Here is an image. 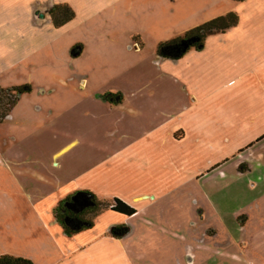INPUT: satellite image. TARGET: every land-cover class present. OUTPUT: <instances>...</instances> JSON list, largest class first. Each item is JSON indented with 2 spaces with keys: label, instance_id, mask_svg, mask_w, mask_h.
<instances>
[{
  "label": "crops",
  "instance_id": "0c3cea01",
  "mask_svg": "<svg viewBox=\"0 0 264 264\" xmlns=\"http://www.w3.org/2000/svg\"><path fill=\"white\" fill-rule=\"evenodd\" d=\"M28 1L36 6L32 11L6 0L7 10L0 12V87L31 89L0 121V257L32 264H137L147 248L160 253L163 236L168 250L160 254L172 264L240 261L230 240L215 238L218 228L231 238L234 229L257 238L263 252H243L241 264H264V130L254 143L236 147L235 158L215 161L210 116L218 112L222 129L236 135L247 121L240 109L226 108L228 97L196 93L209 77L192 73L193 60L209 59L215 40L230 52L234 71L227 79L233 76V83L241 82L244 69L264 68V0ZM59 5L73 17L55 27L50 13ZM228 13L238 16L237 26L208 36L201 50L176 61L156 54L138 58L147 36L156 38V52L159 43ZM109 94H119L121 102L107 101ZM198 161L205 166L192 172ZM182 170L184 187L192 184L185 190L177 183ZM81 191L132 208L130 217L100 214H115L126 235L113 239L109 232L120 225L111 221L99 231L94 220L92 229L66 237L53 211ZM176 196L193 205L190 225L194 230L202 223L199 236L185 239L174 220L164 226L146 215L132 223L140 216L136 204L147 200L153 209L169 197L174 205ZM230 200L238 205L228 207ZM113 242H120L117 252Z\"/></svg>",
  "mask_w": 264,
  "mask_h": 264
},
{
  "label": "rangeland",
  "instance_id": "374dc122",
  "mask_svg": "<svg viewBox=\"0 0 264 264\" xmlns=\"http://www.w3.org/2000/svg\"><path fill=\"white\" fill-rule=\"evenodd\" d=\"M5 1L6 0H0V12H4L7 10L6 8L2 7L4 6ZM19 1H22L20 3L22 5L21 7L25 10L27 9L32 11V9L36 7L35 4H33V1H28L26 3H24V1L26 0ZM155 39L156 38L154 36L146 37V48L142 54L138 55V58H141V56L150 57L156 54L154 51ZM211 44L213 47V53L210 55L209 59L206 60L205 57H200L199 60H193L192 63V67L194 68L195 72L197 71V73H195L193 70V75L201 73L199 76H201V78H203L204 80H206L207 76L209 77L208 80H206L204 83L202 82V84L197 87L196 93L209 94L211 91L214 93L217 91L219 94L224 95V99L225 96L228 97L226 108L240 109L243 112V120L247 121L245 129L243 130L242 128L240 131H237L236 135L231 129L230 132L224 130L227 129L226 127L222 129L223 126L221 124L223 118L218 112L214 111V117L210 116V121L212 122V126L214 129L212 132L214 136L213 159L216 161L217 159H221V157L225 155H228V158L235 156L236 152H233L235 151L236 147L240 145L247 146L250 143H254L256 138H253L258 136L264 130V68L261 66L259 67V69L255 70L249 69L250 71L244 69L243 74H245H242L244 78L241 80V82L239 81L238 83H233V76H229L230 78L228 77L227 79V76L234 71L230 65V62H232L230 52L226 51L223 48L221 49L220 42H217L216 40ZM132 56L135 57V55H128V60L134 59V57ZM223 78H225V80ZM233 158L235 157H232V159ZM202 166L205 165L200 164L198 161L192 166V168L190 167V169L191 171L193 170L192 172H194L197 169L200 170ZM186 182L187 181L185 180L184 174L182 175L180 182L177 181L178 184H181L180 186L183 188V190H185L184 188H187L190 185L192 186V184H188L184 187V185H186ZM191 186L189 188H191ZM235 188L238 187H236V184H233L231 189ZM260 190H264V182ZM168 199L169 197L160 198L159 205L153 209H149L146 207L145 204L148 203L147 200L136 204L135 208L139 209L140 216L136 220L132 221V223L139 224L141 222V219H145L146 215L157 218L164 226H168L169 223L174 220L176 221V224L178 223L177 227L180 228L181 235L185 239L199 236L200 231L202 230V223H198V229H194L195 231L191 229L193 225H190L192 221L191 217L193 215V205L191 204L190 200L184 196H176L173 199L174 205H172ZM237 205L238 204L236 200H230V202L227 204V206L230 208H234ZM115 214H113V218L108 217L109 215H100L98 219H95L98 227L102 228L99 231H103L105 229V227H103L104 224L111 223V221H113L114 226L123 224V222L119 220ZM214 225H216V223H214ZM214 230H217L218 232L217 237L215 238L223 240L227 239L231 241L229 244L231 246V253L234 252L240 258V261H235V259L230 257L229 259H226L228 260V264H241V260L244 259V256H241L243 252H245L247 256H253L255 254L263 252L262 243H259L257 241V238L248 235V233H246L245 231L242 233H237L236 229H234L232 230L234 233V238H231L228 236V232H226V230L218 228ZM138 234L139 231L135 229L134 236H137ZM158 238H160V240H157V247L161 249L160 253L163 250L167 252V246L162 249L161 238H163V236H158ZM167 239H169L168 235H166V240ZM245 242H247V245H245ZM119 243L120 242H113L114 252H117V250H119V248L121 247L119 246ZM147 253L149 255L148 262ZM160 253L158 254L156 250L147 248L143 252L144 256L141 257L140 255L136 257L135 262L137 264H172L171 259L167 255H162ZM213 263L216 264V261H214ZM183 264H185V262H183Z\"/></svg>",
  "mask_w": 264,
  "mask_h": 264
},
{
  "label": "trees",
  "instance_id": "16d2710c",
  "mask_svg": "<svg viewBox=\"0 0 264 264\" xmlns=\"http://www.w3.org/2000/svg\"><path fill=\"white\" fill-rule=\"evenodd\" d=\"M233 1L243 2L244 0ZM50 15L53 25L58 27L72 19L73 12L68 6L59 5L53 9ZM238 21V16L235 13H228L212 19L180 36L159 43L156 47V56L166 60H179L189 50H201L208 36L223 34L227 30L237 26ZM30 91L29 86L7 89L0 87V121L8 116L17 103L18 98L21 95L29 94ZM105 99L116 104L121 102V96L119 94L106 95ZM107 210L124 217H130L135 214L132 208L119 200H114L112 204H107L100 201L93 193L81 191L69 195L59 202L54 208L53 217L61 228L62 233L66 237H73L92 229L96 217ZM126 233L127 228L124 225H120L111 229L109 235L113 239H120ZM0 264L32 263L21 258L2 256L0 257Z\"/></svg>",
  "mask_w": 264,
  "mask_h": 264
}]
</instances>
